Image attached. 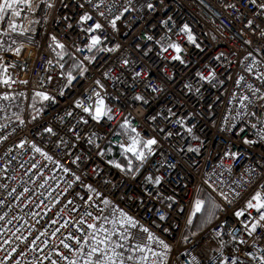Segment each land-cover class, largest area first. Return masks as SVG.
Instances as JSON below:
<instances>
[{
  "label": "built area",
  "instance_id": "built-area-1",
  "mask_svg": "<svg viewBox=\"0 0 264 264\" xmlns=\"http://www.w3.org/2000/svg\"><path fill=\"white\" fill-rule=\"evenodd\" d=\"M261 5L33 0L30 9H13L21 15L8 14L0 34L21 51L0 55V80H9L0 83V95L42 92L52 99L0 127V264L75 261L94 230L87 225L106 209L126 234L127 249L148 245L149 234L168 245L159 251L164 264H264V221L249 234L259 214L246 207L256 192L264 194ZM85 14L92 19L81 24ZM96 23L102 27L84 31ZM185 25L194 43L181 31ZM92 36L101 43L89 51ZM58 52L80 68L71 83ZM97 94L111 119L92 118ZM133 139L143 161L124 151ZM149 139L156 140L150 152L143 148ZM108 147L119 150L123 166L107 160ZM201 192L217 214L205 229L188 232L202 211V201L195 211Z\"/></svg>",
  "mask_w": 264,
  "mask_h": 264
},
{
  "label": "snow or ice",
  "instance_id": "snow-or-ice-1",
  "mask_svg": "<svg viewBox=\"0 0 264 264\" xmlns=\"http://www.w3.org/2000/svg\"><path fill=\"white\" fill-rule=\"evenodd\" d=\"M89 2H91V0H89ZM253 2H255V0H253ZM33 3V0H3V3H0V21H6V16L5 13H8L9 15L13 16V17H19L21 15V12L18 10H13L15 9L18 5H25L27 6L29 9L31 8V4ZM149 8H152L153 5L152 4H148L147 5ZM48 7H51V5H48ZM262 8H264V5H261ZM101 15H103V13H101ZM92 19L91 16L85 14L82 15L80 17V23H84L88 20ZM117 19H119V17H117ZM251 23V22H249ZM113 27H115V21L112 22ZM102 27V25L100 23H96L94 24L91 28H87L84 29V31L86 32H92L95 31L97 29H100ZM17 24L14 22H8V30L10 32H17ZM181 31L185 32V33H189V29L187 27V25H185V27L183 29H181ZM20 35H23V32L19 33ZM53 39V43L55 44V47L58 49H63L64 45L57 42L55 40V37L52 38ZM188 40L190 43H194V38L191 36V34H188ZM13 43H15V41H13ZM101 43L100 38L98 36H92L90 43L88 44V50L92 51L94 48H96L97 45H99ZM170 47L174 48L177 52H179L181 49L179 48V46L172 44L170 45ZM16 54L19 55L20 49L17 48L15 49ZM77 51H82V49H77ZM57 55H60L62 58V53H57ZM251 55V54H250ZM85 59H88V57H85ZM173 59H180L179 56H175L173 57ZM49 63H51V61H49ZM4 71L6 72L7 69L5 68ZM83 69L81 70V74L83 73ZM214 74L210 73V78H213ZM202 79L204 77H201ZM74 79V77L69 74L68 75V82L71 83L72 80ZM0 83L3 84H9V80L8 79H3L0 80ZM23 83H26V81H23ZM239 83V81L237 82ZM36 96L40 97L42 100H49L52 99L51 97H49L47 94L39 92L36 93ZM97 104L95 106V111L94 114L92 116V118L94 120H99L101 117L107 116L108 119H111L112 117L109 115V111L108 109L105 108L104 106V101L103 99L99 98V94H97ZM0 99H4V100H8L9 97L7 95L0 97ZM137 99H142L141 97H137ZM85 112H88L89 109L88 108H84ZM124 127H127V125H123ZM0 127H3V125H0ZM47 131H51V129H47ZM132 131H135V129H132ZM189 131H191V129H189ZM245 143H248L247 140H245ZM140 144V141L137 139H133L132 141V145L128 148H125L124 151L125 152H132L135 156L137 160H141L143 161L146 156H145V152L143 151V149L141 150H137V145ZM156 144V140L154 139H149L147 141H145L143 143V148L148 149L149 152L151 151V146ZM36 151H40V149H35ZM227 155V153H226ZM233 156H235V154H233ZM50 159V157H48ZM131 163V162H130ZM116 167H120V165H116ZM67 171V170H65ZM156 183H159V180L156 181ZM253 201H255V203H253ZM105 203L107 204L108 201H105ZM246 207L248 209H255L256 212L259 214L258 215V220L252 224L251 228L249 229V234L253 233L256 231L257 226L259 225L260 221H264V194H262L261 192H256L255 195L252 196L251 200L248 201ZM201 210V202L197 201L196 205H195V211L199 212ZM194 214V213H193ZM87 215L91 216V213H88ZM237 217L244 215L243 212H237L236 213ZM0 219H2V217H0ZM161 219H164L163 216H161ZM126 220L129 223H133L130 217H126ZM81 223H84L83 220L80 221ZM191 222V221H189ZM87 227L89 229H95L96 225L94 224H88ZM101 230H103L101 228ZM106 231V230H104ZM143 231L147 232V229H143ZM219 235V233L217 234ZM68 239H72L71 236L68 237ZM85 241H87L89 239V237H84ZM90 239L94 242L95 245H106L107 242L110 240V236H106V237H102L100 239H97L95 235H92L90 237ZM155 238L149 234V240H154ZM61 243L63 244V247L65 249H69L71 251L70 245L67 243H64L63 241H61ZM77 243L79 244V240H77ZM157 243L162 246L164 249H168V245L164 244L163 241H157ZM84 247V245H80V249H82ZM117 247H123V245H118V244H111L108 247H98V246H91L90 251L84 253L87 256V260L85 262V264H117V261H120V264H123V255L122 253H117L115 251V249ZM78 249V250H80ZM137 251H144L143 248H140L139 246H137ZM57 255H60V253H57ZM152 255H157V253H152ZM93 257H95V259L93 260ZM64 259H67V257H64ZM128 260H132L133 257L132 256H128L127 257ZM146 259V257L144 258ZM53 264H56L55 261H53ZM69 264H76V261H70ZM233 264H235V261L233 262Z\"/></svg>",
  "mask_w": 264,
  "mask_h": 264
},
{
  "label": "trees",
  "instance_id": "trees-1",
  "mask_svg": "<svg viewBox=\"0 0 264 264\" xmlns=\"http://www.w3.org/2000/svg\"><path fill=\"white\" fill-rule=\"evenodd\" d=\"M13 41L14 40L8 34H6V35L0 34V54L1 53H7L11 49H13L15 47V43H16V42L13 43ZM58 53H62V52H58ZM58 57H59L58 58L59 65H60L61 69L63 70V72L67 76L69 74H71L72 76H75V75L80 73V68L77 65H75L73 62H71V60L69 58H67L63 53H62V58L60 55H58ZM20 93L25 95V98H26V101L28 104L30 97L28 99L26 93H23V92L11 93V95L13 97H9L8 100H0V102H1V104H0V116H2L3 113H5V114L9 115V117H8L9 119L18 120V119L22 118L25 113L28 114V111L26 109V111L23 113V115H21L23 112L24 106H25V100H24V97H22V95H20ZM41 105H42V103H41ZM40 107L33 114H28V115L29 116L35 115L39 111ZM15 115H18V116L21 115V116L15 119ZM14 120H12V121H14ZM105 155H106L107 160L110 163H114L117 161L121 166L124 165V162H125L124 158L123 157L119 158L120 153H119L118 149L113 148V147H108L106 149ZM199 196L201 197V201H203L204 206H203L201 214L199 216H197L195 218V220L193 221L194 224L192 225L193 222L190 224L191 225L190 231H193V232H195V231L198 232V231L205 229L210 223L213 222V220L215 219V216L217 214V207H216L215 203L207 195H205L202 192L199 194ZM101 217H102L101 221H104L106 224H107V221L110 222V219H111L110 209H106ZM98 222H97V226H98ZM106 224L104 226H106ZM198 225H199V227H198ZM104 226L101 228H103V230H106L105 233L109 234V225L106 227H104ZM98 228H100V227L98 226ZM98 228L93 230L92 234L96 233L97 230H101V228L100 229H98ZM107 234L104 235L102 233V235H103L102 237H106ZM96 235L98 237H101V234H99V233H96ZM113 235H114L112 238L113 242L111 241V244L123 245L122 248L117 247L115 249V251L117 253H122L123 264H151L150 255H152V254H149V253L146 254L145 253L146 248H143L144 251H142V252L137 251L136 250L137 248L134 250H129V249H127L126 243H125L126 234H123V237L119 236V234H113ZM155 243H157V242L153 241V240H150L148 242V246H146V247H149V246L151 247V248L149 247V249H148L149 251H151V249L154 248L152 246H158V247L160 246L158 243L157 244H155ZM111 244L108 243L106 246L108 247ZM102 246L105 247V245H102ZM99 247H101V245ZM86 252H87V250H86V246H85L83 248V250L80 252L79 256L76 258V260H75L76 264H85V262L87 260V256L84 253H86ZM128 256H132L133 259L128 260L127 259ZM145 257H146V259H144ZM94 259H95V257H93V260ZM159 261H160V259H158L156 262L159 263ZM117 264H120L119 260L117 261Z\"/></svg>",
  "mask_w": 264,
  "mask_h": 264
},
{
  "label": "rangeland",
  "instance_id": "rangeland-1",
  "mask_svg": "<svg viewBox=\"0 0 264 264\" xmlns=\"http://www.w3.org/2000/svg\"><path fill=\"white\" fill-rule=\"evenodd\" d=\"M0 3H3V0H0ZM5 16H6V21L7 20H9V16H8V13H5ZM1 22V21H0ZM3 22H5V21H2V24H3ZM5 33H2V35H4ZM6 35V34H5ZM17 43H15V45H16ZM20 49V51H21V48H19ZM12 51V50H11ZM10 51H8L7 53H9ZM7 53H1L0 55H4V54H7ZM13 55H17L16 54V51H12L11 52ZM19 54H20V52H19ZM1 59V58H0ZM5 95H7L8 97H13L11 94H2V95H0V97H2V96H5ZM20 95H22V97H24V100H25V106H24V109H23V112H22V114L21 115H23V113L26 111V109H27V111H28V114H33L40 106H41V103L44 101V100H42L40 97H38V96H36V93H31V95H30V100L28 101V104H27V101H26V98H25V95L24 94H22V93H20ZM0 100H4V99H0ZM0 104H1V102H0ZM20 115V116H21ZM20 116H18V115H15V119L16 118H18V117H20ZM9 117V115H7V114H5V113H3V115L2 116H0V125H3V124H5V123H7V122H9V121H12V120H14V119H9L8 118ZM198 201H201V197L199 196L198 197ZM203 206H204V203H203V201H202V209H203ZM202 212V211H201ZM201 214V213H200ZM199 216V215H198ZM197 217V216H196ZM102 218V217H101ZM101 218L98 220L99 222H98V226L101 228V227H103L106 223L104 222V221H101ZM195 219H193L192 220V222L194 221ZM107 221V220H106ZM114 221H112L111 219H110V222L109 221H107V224L109 225V234H107V233H105V231L104 230H97V232L96 233H99V234H101V237H98L97 235H96V233H94V234H91L90 236H89V239L87 240V242H86V244H84V247L86 246V250H87V252L88 251H90V248H91V246H100V245H95L94 244V242L90 239V237L92 236V235H95L96 236V238L97 239H100V238H102V233L105 235V234H107V236H110V240L107 242V244L109 243V244H111V241L113 242V234H119V236H121V237H123V234H125L124 232H123V229L118 225V224H114L113 223ZM106 224V226H108ZM194 224V222L192 223V225ZM201 225V224H200ZM98 226H97V224H96V228L95 229H97L98 228ZM106 226H104V227H106ZM198 227H199V225H198ZM197 227V228H198ZM100 228H98V229H100ZM191 225H190V227H189V229H188V232H193V231H190L191 229ZM94 229V230H95ZM103 229V228H102ZM196 232V231H195ZM106 244V245H107ZM155 244H157V243H155ZM105 245V247H107ZM146 246H148V245H146ZM142 247V248H146V250H145V253L147 254V253H149V254H152V252L153 253H157V255H150V260L152 261V260H155V263H156V261L158 260V259H160V261H159V263L160 264H164V260H165V254H160V252L159 251H165V249L162 247V246H152V247H154V248H152L151 249V251H149L148 249H149V247ZM83 247V248H84ZM101 247H104V246H102L101 245ZM156 247V248H155ZM83 248L82 249H80V251H79V253H78V255L76 256V258L79 256V254H80V252L83 250ZM151 248V247H150ZM141 252V251H140ZM142 258V257H141ZM76 260V259H75ZM151 264H152V262H151Z\"/></svg>",
  "mask_w": 264,
  "mask_h": 264
},
{
  "label": "bare ground",
  "instance_id": "bare-ground-1",
  "mask_svg": "<svg viewBox=\"0 0 264 264\" xmlns=\"http://www.w3.org/2000/svg\"><path fill=\"white\" fill-rule=\"evenodd\" d=\"M27 95V94H26ZM31 95V94H30ZM30 95L29 96H27L28 97V99H29V97H30ZM43 103V102H42Z\"/></svg>",
  "mask_w": 264,
  "mask_h": 264
}]
</instances>
